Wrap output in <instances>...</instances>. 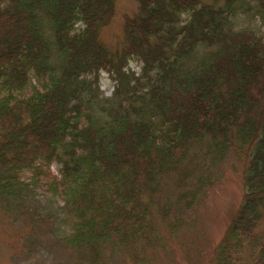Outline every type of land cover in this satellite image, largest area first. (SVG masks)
I'll return each instance as SVG.
<instances>
[{
    "label": "trees",
    "instance_id": "16d2710c",
    "mask_svg": "<svg viewBox=\"0 0 264 264\" xmlns=\"http://www.w3.org/2000/svg\"><path fill=\"white\" fill-rule=\"evenodd\" d=\"M114 12L0 0V209L44 179L71 264H148L156 219L176 237L231 154L241 198L203 264H264V0H138L111 50Z\"/></svg>",
    "mask_w": 264,
    "mask_h": 264
},
{
    "label": "rangeland",
    "instance_id": "374dc122",
    "mask_svg": "<svg viewBox=\"0 0 264 264\" xmlns=\"http://www.w3.org/2000/svg\"><path fill=\"white\" fill-rule=\"evenodd\" d=\"M137 7L138 0H115L114 15L101 30V41L111 50L121 45L125 17L135 13ZM261 33L264 34V28ZM101 88L106 95L111 90L105 77ZM241 169V163L231 154L218 164L213 185L206 188L202 201L181 217L184 225L181 230L178 228L176 237H169L162 221L156 219L160 235L149 250L153 251V257L150 256L148 264H203L240 201ZM49 171L58 177L55 164ZM21 178L31 182L29 172H23ZM28 193L22 208L18 206L10 214L0 209V264H71L72 250L61 243V237L69 229L62 200L51 195L44 179L37 181L34 190ZM172 193V186L166 181L157 201L167 197L172 200ZM170 215L172 218L173 209ZM108 259L107 264H121L116 256Z\"/></svg>",
    "mask_w": 264,
    "mask_h": 264
}]
</instances>
